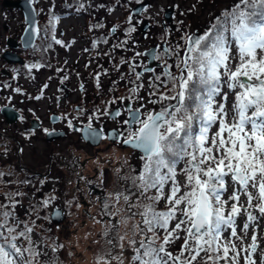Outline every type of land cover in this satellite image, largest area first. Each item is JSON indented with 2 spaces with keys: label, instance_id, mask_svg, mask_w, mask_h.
<instances>
[{
  "label": "snow or ice",
  "instance_id": "6c2138e0",
  "mask_svg": "<svg viewBox=\"0 0 264 264\" xmlns=\"http://www.w3.org/2000/svg\"><path fill=\"white\" fill-rule=\"evenodd\" d=\"M59 19L53 15L49 23ZM164 54L177 58V71L165 61L164 79L154 76L148 103L158 110L129 106L128 127L111 133L116 144L141 152L142 165L122 172L124 160L115 170L120 187L101 204L109 219L96 264H264V0H238L202 35L193 33ZM131 67L139 80L143 73ZM131 83L130 95L120 99L143 101V84ZM22 195L9 191L0 202V264H42L48 250L46 264H63L59 250L66 246L52 237L34 239L35 223L16 214Z\"/></svg>",
  "mask_w": 264,
  "mask_h": 264
},
{
  "label": "flooded vegetation",
  "instance_id": "af4514ba",
  "mask_svg": "<svg viewBox=\"0 0 264 264\" xmlns=\"http://www.w3.org/2000/svg\"><path fill=\"white\" fill-rule=\"evenodd\" d=\"M1 1L5 6V0ZM11 7L16 10L0 14V135L5 139L2 142L3 158L7 160L5 175L11 177L17 172L25 174L29 187L37 189L38 199L42 201L38 204V215L51 226L100 227L98 235L102 239L100 233L104 228L103 221L109 219L101 215L103 198L120 187L115 170L121 168L124 160L127 161V167L121 169L122 172L134 167L139 170L142 165L141 152L116 144L111 133L113 130L123 132L128 127L123 121L131 119L129 106L139 108L144 103L146 107L141 111L146 112L154 107L158 110V105L148 103L153 99L149 95L153 91L150 85L158 83L154 81V76L161 75V79H164L162 73L165 61L172 65V72L177 71V58L165 55L164 49L175 48L179 42L181 46L185 45L186 38L192 33L175 43L167 41L147 45L141 52L144 61L141 58L138 61L141 65L138 72L143 75L137 80L131 74V66H137L133 56H129L131 64L126 74H122L121 63L128 59L121 53L123 49L118 50V47L131 46V43L119 35L116 26L107 29L105 26L90 27L91 32H88L91 35L86 36L75 48L78 41L74 37L76 29L61 26V19L68 13H42L43 16L37 13L39 32L33 45L27 46L23 39L27 26L25 14L22 9ZM53 15L60 17L58 22L54 25L49 23V27L41 25L49 22ZM165 23L163 20L164 28L168 26ZM142 24L135 28L133 34L141 33L143 40L154 41L151 23L146 32ZM174 27L171 23V28ZM96 30L100 32H94ZM200 30L204 33L202 27ZM53 35L63 43L56 44L52 40ZM119 39L125 41L123 46L118 44ZM101 43L104 44L103 48H99ZM152 48H156L155 54H163L165 58L155 60L160 64L151 68L155 69L154 72L147 70L150 67L147 50ZM95 52L98 53L97 57L92 56L95 65H91L88 58ZM183 55L182 47L180 56ZM108 59L111 61V69L107 66ZM33 64H41L42 67H30ZM114 71L116 76L113 75ZM108 74L111 81L105 84L103 80ZM122 78L128 83L129 89L135 86L131 81L143 84L138 93L144 98L143 101L135 97L132 100L120 99L130 95L129 91L123 94L117 90ZM46 84L48 87L45 88ZM37 96L40 99H36ZM117 109L121 115H111ZM105 110L108 114H101ZM68 120H72L73 127H69ZM89 126L100 133L99 139L90 137ZM45 200L49 201L47 205ZM67 201L72 203L69 205ZM118 207L116 205L110 210L115 211Z\"/></svg>",
  "mask_w": 264,
  "mask_h": 264
},
{
  "label": "rangeland",
  "instance_id": "374dc122",
  "mask_svg": "<svg viewBox=\"0 0 264 264\" xmlns=\"http://www.w3.org/2000/svg\"><path fill=\"white\" fill-rule=\"evenodd\" d=\"M34 1L36 11L39 15L41 14L43 16L42 13L52 14L53 12L61 14L68 13L67 16L63 15L64 17L61 19V26L73 27L76 29L74 37L78 41L75 48L83 42L86 36L91 35L88 32L90 31V27L96 28V26H105L107 29L116 26L119 29V35L123 39H128L127 42L131 43V46L118 47V50L123 49L121 53L128 59L121 63L122 74H126L128 65L131 64L132 59H130L129 56L134 57L133 62L137 65L135 66V72H138V69L141 66L138 61L140 58L144 61L141 52L147 47V45H155L167 41L175 43L177 40L180 41L181 37H187L188 34L194 33L195 31H199L202 35L203 32L200 30L201 27L205 32L210 26L216 23L217 18L221 17L225 10L231 9L233 5L238 2V0H148L149 4L145 9L140 13L132 14V10L136 4L142 3V1L145 0H67V2H65V0ZM81 5H83V7H81ZM170 7L175 8V13L173 20L168 22L164 17L165 10ZM15 10L16 8L3 6L2 1L0 0L1 15H3L4 11L9 13L10 11ZM129 18H131V20ZM8 20L10 19H7V21ZM144 20L151 23V32L153 33L154 41L150 39L143 40L141 38V33L134 35V32L127 31L130 26H134L135 28L140 27L142 23L144 24ZM163 20L168 23L166 28L163 27ZM171 23L172 27L175 26L174 28H171ZM41 25L49 27V22L41 23ZM94 32L99 33L100 30ZM123 39H119L120 43L118 44L120 46H123L125 43ZM136 42H139L140 44L137 45ZM103 47L104 44L101 43L99 48ZM75 50L78 51L77 49ZM137 53L140 55H137ZM122 54H120V58ZM97 55V52H95L94 55H92V53L90 54L89 57L91 58H88V62L91 65H95V62L92 63V61H94V57L92 56L97 57ZM161 59H165L163 54L161 55ZM110 64L111 61L108 59L107 66L109 69H111ZM84 67H86V65H84ZM88 67L91 68L92 66ZM131 72L132 75H135L132 70ZM131 74L129 76H131ZM113 75L116 76L115 71L113 72ZM110 81L108 74L104 77L103 83L108 84ZM118 84L119 86H117V90H121L123 94L129 91L128 83L123 78ZM225 91H227V89H225ZM232 98V94L230 93L229 107L231 106ZM213 131H215V129H213ZM3 141H5V139L0 135V172L5 173L7 160L3 158ZM134 170L137 169L134 167ZM179 179L183 181V176H180ZM23 181H28V178L21 172H17L11 177L6 175L0 176V202H5L4 194L9 191L13 193H23L22 196L16 197V199L20 200V203L16 206L15 212L20 220L35 223L36 235H34V239L39 240L41 237H52L57 243L64 244L66 247L59 250V258L63 264H96L95 254L104 244L103 239L99 238L98 235L101 228L94 226H51L42 216L38 215V204L42 203V201L38 199L37 189L29 187V183L26 184L23 183ZM163 206L162 202V207ZM48 229H50V231H46ZM93 241H99V244H94ZM178 248L179 242L171 250L175 252ZM69 252H72L73 255L70 256L68 254ZM51 257L52 253L48 250V256L43 258L42 264H46V261Z\"/></svg>",
  "mask_w": 264,
  "mask_h": 264
},
{
  "label": "water",
  "instance_id": "95a60500",
  "mask_svg": "<svg viewBox=\"0 0 264 264\" xmlns=\"http://www.w3.org/2000/svg\"><path fill=\"white\" fill-rule=\"evenodd\" d=\"M149 4L148 0L143 1L142 3H138L132 10V13H140L143 9L147 7ZM4 5L6 7H17L23 10L25 14V19L27 22V26L23 35V39L25 40V43L27 46L33 45L35 42V39L38 35L39 32V24H38V15L37 11L35 8L34 0H5ZM175 13V8L170 7L165 10V19L169 22L173 20ZM150 27V24L148 21H145L142 29L144 32L148 30ZM38 30V31H37ZM196 35H201L199 31L194 32ZM193 34V33H192ZM156 48H152L147 50V54L150 56V61H149V69H151L154 65L160 64L156 62L155 60L152 59V55L155 54ZM85 133H88V131H85Z\"/></svg>",
  "mask_w": 264,
  "mask_h": 264
}]
</instances>
